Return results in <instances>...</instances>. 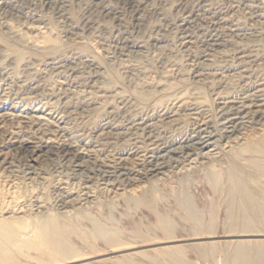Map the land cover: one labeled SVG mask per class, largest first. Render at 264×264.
I'll use <instances>...</instances> for the list:
<instances>
[{
    "label": "rangeland",
    "instance_id": "obj_1",
    "mask_svg": "<svg viewBox=\"0 0 264 264\" xmlns=\"http://www.w3.org/2000/svg\"><path fill=\"white\" fill-rule=\"evenodd\" d=\"M206 10L239 34L220 30L207 46ZM261 13L264 0H0V112L44 106L62 128L51 137L9 119L0 128V235L15 264H50L51 250L33 246L40 218L58 221L61 245L78 252L63 264H228L243 231L231 227L227 184L209 178L228 154L193 169L181 160L142 171L133 149L149 141L129 130L149 118L158 122L154 135L174 142L214 121L221 73L234 86L242 68L264 73ZM242 54L253 58L242 65ZM15 93L30 100L15 107ZM107 161L124 169H108L111 180L101 168ZM86 187L92 198L59 208L62 188ZM20 208L25 214H16ZM209 233L218 248L210 254Z\"/></svg>",
    "mask_w": 264,
    "mask_h": 264
},
{
    "label": "bare ground",
    "instance_id": "obj_2",
    "mask_svg": "<svg viewBox=\"0 0 264 264\" xmlns=\"http://www.w3.org/2000/svg\"><path fill=\"white\" fill-rule=\"evenodd\" d=\"M205 13L212 29L210 40H206L207 46L208 42L211 46L217 41L215 39H218L220 30H230L232 34H239L237 27H227L228 19L219 18L216 13L211 14L208 10ZM259 17L264 19V13L259 14ZM33 30L37 34L40 33L38 28ZM206 37L208 38V35ZM247 57H250L251 60L253 58L252 55L246 56L242 54V57H240L242 65L247 63ZM254 58L257 57L254 56ZM226 73H221V79L224 83L223 91L218 93L217 98H215V101H220V107L216 111L214 121L208 118V126L201 122L200 125L198 124L189 133L174 142L166 141V139L160 138L158 134L157 136L154 135V128L158 125V122L149 118H139V121L133 123L132 127L130 126L131 128L129 127V131H131L133 136H138L140 132L143 135H149L148 137L144 135L142 139L144 141L146 138L149 141V144L146 141L143 142L146 145L145 149L138 146V143H135L136 148L134 147L135 149H133L137 152L136 161L138 166L143 168L142 171L160 173L168 165L174 166L179 164L181 160L186 161L187 166L193 169L202 163L201 161L215 162L223 153L228 154L229 161L227 166L223 167L220 172L210 171L211 173H209L210 181L215 187H219L223 181L227 184L226 192L232 209V212H228L231 213V227L239 224L243 231L240 233L241 237L235 240L234 247L228 255V251L225 249V254L229 257V262L227 263L264 264V234L255 232L256 226L261 225L264 227V73L256 75L254 73L252 76V71L242 68L239 73L243 81L238 84L235 83V86L230 84L228 76L225 75ZM13 96L15 100V105H13L15 107H21V105L27 104L26 101L30 100L28 96L24 97L19 93H15ZM28 105H25L23 109L12 110L7 113L1 111L0 128L9 119L16 123L32 124L38 132L46 137H51L52 134L62 129L61 119L55 118V113L52 110L44 106L31 108ZM166 115L167 113L164 112L163 116ZM174 116L176 114H172L169 119ZM250 132H257V136L253 142L247 143L245 136ZM10 138L14 141L13 143L18 142L15 132L11 134ZM51 142L50 139L47 141L48 144ZM35 149L40 150L41 147L36 146ZM114 163L107 161L101 166L105 170L104 174L108 177L107 180L112 179L114 170L116 172V170L122 169L118 166H116L117 169H114L111 166V164L115 166ZM76 168L84 167L81 164L77 165ZM108 169L114 170L111 172ZM121 176L128 178L129 174L124 173ZM73 191L61 189L65 200L62 201L60 199L62 204L59 205V208L63 209L67 205H73L82 199L83 196L86 197V200L93 197L92 192L87 187L78 194ZM38 210L42 214L43 205L39 204ZM24 212V209L20 208L16 211V214L23 215L25 214ZM38 221L34 232L35 243L33 246L36 248L44 246L51 250V255L47 258L50 264H63L64 261H75L78 252H75L72 247H63L61 245L62 225H58L59 222H55L52 218L47 220L40 218ZM3 225L4 223L0 226L2 227ZM162 225L164 228L169 229L170 220L162 221ZM210 226L211 231L214 224ZM208 235L209 254L215 253L218 251L216 238L211 233ZM3 236L2 234L0 235V264H4L7 261L15 264L14 255L8 246L9 243L4 240ZM232 239L234 238L232 237ZM227 244L230 245V242L228 241Z\"/></svg>",
    "mask_w": 264,
    "mask_h": 264
}]
</instances>
